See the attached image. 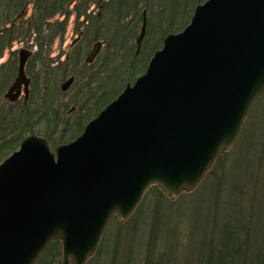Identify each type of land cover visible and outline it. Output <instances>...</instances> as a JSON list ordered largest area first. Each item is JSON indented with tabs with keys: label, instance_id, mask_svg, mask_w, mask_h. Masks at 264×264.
<instances>
[{
	"label": "water",
	"instance_id": "95a60500",
	"mask_svg": "<svg viewBox=\"0 0 264 264\" xmlns=\"http://www.w3.org/2000/svg\"><path fill=\"white\" fill-rule=\"evenodd\" d=\"M27 57L7 94L11 102L22 84L28 95ZM263 92L264 0L198 5L147 72L77 140L55 153L30 136L0 165V264H34L54 240L63 242V264H85L109 220L127 219L151 186L172 197L194 189L233 146Z\"/></svg>",
	"mask_w": 264,
	"mask_h": 264
},
{
	"label": "rangeland",
	"instance_id": "374dc122",
	"mask_svg": "<svg viewBox=\"0 0 264 264\" xmlns=\"http://www.w3.org/2000/svg\"><path fill=\"white\" fill-rule=\"evenodd\" d=\"M3 1L8 0H0V12L5 13ZM95 1L89 8L88 36L76 47L87 48L77 67L58 60H65L77 34L75 13L65 28L60 25L71 7L61 6L58 0L9 2L14 16L21 9L27 12L25 34L9 40V48H1L8 38L0 39V113L6 114L0 122L9 134V151L0 155V165L30 136L45 139L55 153L57 147L74 141L128 84L146 73L168 35L182 32L196 7L207 0ZM144 14L147 25L139 51L136 39ZM98 41L104 43L100 60L84 68L87 52ZM21 47L35 52L26 70L30 95L6 103L4 94L17 76L16 49ZM52 59L60 64L54 66ZM71 76L76 81L64 93L60 87ZM218 263L264 264V92L255 100L233 146L217 156L194 189L172 197L151 186L127 219L114 215L109 220L95 254L85 262ZM34 264H63L62 240L50 242Z\"/></svg>",
	"mask_w": 264,
	"mask_h": 264
},
{
	"label": "flooded vegetation",
	"instance_id": "af4514ba",
	"mask_svg": "<svg viewBox=\"0 0 264 264\" xmlns=\"http://www.w3.org/2000/svg\"><path fill=\"white\" fill-rule=\"evenodd\" d=\"M15 1L16 0H8V3L3 1V5H4V8H5V13H4V11L0 12V15H2L1 17L3 19V21L1 22L3 25L0 26V28H1L0 29V39L3 40L4 38H8L7 41L6 40L2 41V43H1V48L2 49H4L5 47L9 48V45H10L9 44V40L16 39L17 37H15V36H19V35H24L25 34V29H24V26H25L24 17L25 16L24 15H25V13L27 11H26V9H21V10L18 11L19 14L17 16H14L15 12L10 10L11 8H10V6L8 4H9V2L10 3H14ZM54 1L55 0H53V2ZM39 2H41V0H39ZM58 2L60 3L61 6H63V7L64 6L65 7H71V9H72L71 12L68 13V15H67V20L65 22L63 20L60 23V25H62V27L65 28L66 22L69 20V18H70L72 13H75L76 21H77L76 38L72 41V43L68 47V50H67V53H66L67 55L65 57V60L63 58H60V57L58 58V60H63L64 61V62H61V64H66L68 66L70 65L71 67H77V64H79L80 61L82 60L83 53L85 54V51L87 50V48H83L82 47L80 49L79 48L76 49V47L78 45H80L81 43H83L84 40L88 36L89 30H90V28H89V18H90L89 8H90L91 4L93 2L96 3V1L95 0H58ZM97 3L100 4V1L98 0ZM6 6L8 7L7 10H6V8H7ZM74 6H76V7H74ZM20 7H22V5ZM50 19L51 18H49V20ZM37 31H38V33H40V28L37 29ZM96 43L97 42H95L94 44H96ZM100 43H101V48H100L99 52L97 53V55L95 56V58L93 59L92 62H87V58H88L89 52L93 48L94 44H93L92 48L89 50V52H87L86 57L84 59V63L82 64L84 68L88 69V68H90L92 65H94L96 62H98L100 60L101 52H102L103 46H104L103 42H100ZM16 50H18V54L16 53L17 51H15V50L13 51V54H17L18 64H19V60H20V52L22 50H26L27 52L31 53L29 55V58H28L27 63H26V70H27V66L29 64V61H30V59L33 56H35V52H33L29 48H25V47H21L20 49H16ZM37 50H39V49H37ZM54 56L55 55L52 54L51 58H53ZM53 60H54V62H53L54 66H58L60 64V62L55 64L56 59H52V61ZM69 78L73 79V83L72 84L74 85V83L76 81L75 76H71ZM14 82H15V80H14ZM73 85L69 88V90L73 87ZM9 89H10V87H9ZM8 90L4 94V100H5L6 103H8L7 102L8 101V99H7ZM21 98H22V96H21ZM2 109H3V106L0 109V111ZM2 115H3L2 120H4V118L6 120V116H5L6 114L4 115V111H2L0 113V119H1ZM5 149L7 151H9V134H8V130L4 126V121H1L0 122V155L1 156L4 154V150Z\"/></svg>",
	"mask_w": 264,
	"mask_h": 264
},
{
	"label": "trees",
	"instance_id": "16d2710c",
	"mask_svg": "<svg viewBox=\"0 0 264 264\" xmlns=\"http://www.w3.org/2000/svg\"><path fill=\"white\" fill-rule=\"evenodd\" d=\"M176 31V30H175ZM178 31V30H177ZM218 264H222V263H218Z\"/></svg>",
	"mask_w": 264,
	"mask_h": 264
}]
</instances>
